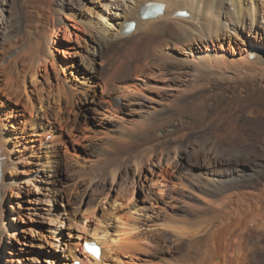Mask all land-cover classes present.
Here are the masks:
<instances>
[{"label": "bare ground", "instance_id": "obj_1", "mask_svg": "<svg viewBox=\"0 0 264 264\" xmlns=\"http://www.w3.org/2000/svg\"><path fill=\"white\" fill-rule=\"evenodd\" d=\"M24 1L35 5L33 12H23L14 22L10 18L14 24L7 35L15 51L0 64V251L6 244L2 237L13 227L3 222L7 192L19 190L21 175L32 173L30 158H24L35 151V165L50 167V175L42 177L47 181L40 180L52 184L63 160L59 147L66 144V197L74 208L65 213L77 232H68L71 239L62 251L71 261L255 264L252 258L258 257L264 264V153L251 155L249 147L258 145H250L245 135L260 130L264 148L259 49H264V0H125L108 24L92 28L107 57L106 66H100L104 71L89 67L102 79L96 81L101 91L87 86L75 93L63 83L39 88L35 99L25 88L26 77L57 61L53 37L63 33L71 42L67 38L74 34L78 41L79 27L51 21L46 0ZM80 1L61 0L59 6L70 9ZM147 3L164 8L142 18ZM183 10L189 17L175 15ZM130 21L136 23L134 30L123 32ZM70 45L62 55L74 64L79 48ZM231 105H238L236 114H224ZM84 110L91 115L86 117ZM58 130L70 141L55 136ZM51 134V141L42 144ZM183 154L184 163L178 160ZM184 170L188 175H181ZM139 190L148 205L139 203ZM44 201L52 205L49 198ZM62 212L48 210L56 250V236L64 234ZM83 241L100 246L99 259L82 249ZM0 264L8 260L0 257Z\"/></svg>", "mask_w": 264, "mask_h": 264}, {"label": "rangeland", "instance_id": "obj_2", "mask_svg": "<svg viewBox=\"0 0 264 264\" xmlns=\"http://www.w3.org/2000/svg\"><path fill=\"white\" fill-rule=\"evenodd\" d=\"M49 1L50 0H48V1L46 0L45 2H46V4L49 3L47 6L49 8L51 7L50 12L52 14V17L54 16L53 19L50 18L51 21L55 20V22H56L57 20L60 19L63 23H66V25H71L74 22H77V27H79V31L77 30V34H78L77 40L78 41L75 40L76 37L74 36V34H71V38H67V39L71 40V42L65 40V38L62 35L63 33H61V36L56 38V39H55V37H53L52 39L55 41V47L57 49L56 51H54V54L57 57V61H54L53 65H52V63L51 64L49 63L46 67H41L42 69L40 68L39 71H37L35 73L36 75L33 74L34 76L32 75V73H29V75L26 77L27 81L25 83L26 84L25 88L27 87V89L29 90L28 93L31 95V97L33 96L32 97L33 99H35L36 95L39 94L38 93L40 91L39 88L43 87L46 89L49 86L56 85V84H63V83H65V84L67 83L66 85L71 86L72 90L75 93H77L78 89H82V88L87 87V86L94 87L93 89L100 92L101 88H100V86L97 85V82L99 83L102 79L100 78L98 73H97L98 74L97 75L96 73L92 72L91 68L93 66L97 72H101L102 67H105L107 64L106 63L107 57H106V54H104V52H102L101 48L100 49L98 48L99 44L101 43L100 38L97 37L98 35H96L94 37L92 34L94 32H92V31H93V29L94 30L100 29V27H102L103 25L108 24L110 22L109 21L110 18L115 13H117L118 4L124 3L125 0H109V1L108 0H96V1L95 0H81L80 3L76 2L77 5L74 6L73 8H70V9L60 7L59 5L63 4L61 2V0H55V2L60 1L58 3H61V4H58V6H56L57 4L54 3V1H52L51 3ZM19 2H21V3H19ZM22 2L24 3V5L22 4ZM25 2L26 1H24V0H16V1L15 0H6V1L4 0V2H3V0H0V22L1 21L4 22V24L2 26V28H4V30L2 29V36L0 35L1 36L0 37L1 38L0 39V42H1V44H0V64H1V62L7 63L8 62L7 61L8 55L13 54L15 51V49H13L14 47L13 48L11 47V46H13V44H11V42L13 43V40H11L12 39L11 36H8L12 32L11 27L14 24V23L13 24L11 23V20H12V22L16 21V19L20 16V14H22L25 11L26 12L29 11L30 13H31V11L33 12L32 6H35V5L29 4V6H26ZM28 2H30V1H28ZM32 2L33 1H31L30 3L33 4ZM35 3L36 2H34V4ZM84 5H86V6H84ZM24 6H26V8H24ZM56 9H58V10H56ZM60 9H62V10L60 11ZM62 11H64V12H62ZM13 12H14V14H13ZM88 15H91L92 17L88 16ZM10 18H12V19L10 20ZM6 21H8V22H6ZM84 21L85 22L89 21V23H85ZM93 21L96 22L97 24L94 23ZM38 22L41 23V20H39ZM85 25H86V27H85ZM87 26H90V27H87ZM9 27H10V29H9ZM6 29L8 31H6ZM68 29L70 31L75 30L72 26H69ZM3 31H4V33H3ZM90 35H92V36L89 37ZM33 36H34V39H37V35L36 36L33 35ZM7 38L8 39L10 38L8 40V42L10 44L6 41ZM23 38H24V35L22 36V39ZM238 38H239V36H238ZM2 39H4V40H2ZM6 42L8 43L9 46L6 44ZM62 43H65V45H63ZM66 43H68L69 46H71L70 44H72V45H75L76 43L78 44V46H77V44L75 46L79 48L80 54L75 59L74 64H70L68 62L66 63L65 62L66 60L63 59L64 57L62 55V52L64 50H67L66 47H68V44H66ZM224 43H223V48H222L223 50H225L228 47L227 43H225V44ZM2 45H4L5 47H3ZM244 45H246L245 42H244ZM252 46L259 48V46H256V45H251V47ZM7 47H8V49H6ZM94 47H97L98 50L100 51L98 54L93 53ZM251 47H249V48H251ZM11 48L13 49V51L11 50ZM3 49L7 50L8 53L6 51H4ZM259 49L263 54L261 59L264 60V49H262V47H260ZM2 51H4V52H2ZM90 51H92V52L90 53ZM225 55H227V54H225ZM101 56H102V58H101ZM102 59H104V60L102 61ZM100 66H102V67H100ZM89 67H91V68H89ZM127 68L132 69L133 64L128 63ZM77 69L79 70V72L76 71ZM102 71H104V70H102ZM0 79H2V78H0ZM150 81H152V79ZM94 82H96V84ZM138 82L143 84V81L141 79L138 80ZM154 84H155V81H154ZM23 89H24V86H23ZM36 90H38V91H36ZM154 90H155V88L148 89L149 92H154ZM31 91H33V92H31ZM36 92H37V94H36ZM154 93H156V90ZM89 105H90V103H89ZM12 107L15 108L17 111H19L18 106L14 105ZM85 107L86 106H83L82 109H85ZM237 107H238V105L229 106L228 109L226 110L227 113L225 112L224 114H236ZM85 111L86 110H84L83 113ZM231 111H232V113H231ZM84 114L87 115L86 117H89V115H91V112L86 111ZM8 115H10V114H8ZM30 117L32 119H34L35 115L31 114ZM82 119H84V118L82 117ZM22 121H23L22 119L18 120V122H21V123H22ZM12 123H14L13 125L15 126V122L13 121ZM51 128H52V126H51ZM53 128H54V126H53ZM55 128L58 129L57 126ZM248 132H249V134H248ZM260 132L261 131L258 130L256 132V134L255 133L253 134V132L247 131L245 134L246 138H248L249 141L251 140L250 145L251 144L252 145L253 144L258 145L257 147H252V148L249 147L248 150H249V153L251 152V155H253L254 153H257L258 150L260 152L264 153V148H262L260 146V141H259V139L263 135V134H260ZM250 133H252V134H250ZM55 136H58L64 142H65V140L70 141L69 140L70 136L68 134H64V132L62 130H58V133H57V135L55 134ZM255 136H257V137H255ZM49 137H50V139H49ZM52 137H53L52 134L46 136L44 138L42 144L48 143L49 141H51ZM250 137H252V138H250ZM253 139H255V140H253ZM255 141H256V143H254ZM65 146H66V144L59 147V154H62L63 160H62L61 167L57 168V170L53 176L54 182L52 184L45 183V181H47V179L42 178L43 175H46V176L50 175V170H49L50 167H46L43 169L42 167L35 165L36 164L35 158H32V156L35 155L36 152L33 151L32 154L30 152L28 153L30 155L27 159L24 158V161H27L30 158L32 163H30L28 167H31L32 173H29V174L26 173V174L21 175V177L19 178V183H20L19 184V187H20L19 190H17V188L14 187V188H12L13 190L11 192H7L8 198H7L5 208H4L7 215L3 218V222L6 224H8L9 222L13 223V227L9 228V231H8L9 235L8 236L5 235L4 237H2L3 240L5 241L4 244L5 243L6 244L2 245V247H1L2 250L0 251V257L2 259H5V260L7 259L8 264H65V263L66 264H75L76 260L71 261V258L69 256H66V254H65L66 252L62 251L64 248V243L66 241H69V239H71L68 232H74V233L77 232V230H75V228H73V226L69 222V216L66 215V213H65V211H69V212L73 211V208H74V206L72 207L69 204H67L66 190H67V188H69L70 183H69V180L67 178L68 173L66 172V157H68V156L65 154ZM79 147L81 148V146H79ZM178 160L180 162L184 163L186 161V156H184V154L180 155L178 157ZM16 162H17V164L21 163L17 160H16ZM183 172L181 173V175L182 174L188 175V173H189V171L187 172L186 170H184ZM40 179H43L45 181L42 182ZM152 188L154 189V191H157L156 185H152ZM161 188L163 189L164 186H162ZM59 191H60V193H59ZM48 198L52 201V205H47L45 203L44 200L48 199ZM142 198L144 199L146 197H144L143 192L141 190H139L138 200L140 201V199H141V201L139 203L140 204L146 203V205H148L147 199L142 200ZM135 200H137V199H135ZM105 207L107 208L108 205L106 204ZM49 209L52 211L53 214H57L60 211L64 212V213L62 212L59 215V217L61 219L60 226L62 229V231H60V233L62 232L64 234L56 236V239L59 241L58 243L60 245L57 250L54 248V245H57V243L54 241V238H53L54 236H52V233L49 232V230L51 228L55 227L50 221L51 218H50L49 213H48ZM14 213H16V214H14ZM13 217L18 218V221L17 222H11L12 221L11 219ZM52 218H54V217H52ZM88 222H89V220H88ZM65 234H67V235H65ZM14 238L17 239V242L15 241ZM64 250H66V249H64ZM75 252L78 253L79 250H76ZM252 259L251 260L255 264H259L261 261V260H259L258 257H253Z\"/></svg>", "mask_w": 264, "mask_h": 264}]
</instances>
